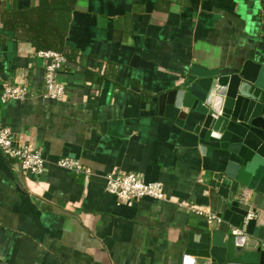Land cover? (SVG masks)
<instances>
[{
	"label": "crops",
	"instance_id": "crops-1",
	"mask_svg": "<svg viewBox=\"0 0 264 264\" xmlns=\"http://www.w3.org/2000/svg\"><path fill=\"white\" fill-rule=\"evenodd\" d=\"M49 7L69 15L64 34L41 35L61 39L55 52L68 59L62 102L41 96L32 21L3 27L14 10ZM245 60L264 65V0H0V124L45 166L33 175L0 151V264H206L186 254L188 235L232 233L222 218L230 204L245 197L259 213L263 202L226 177L225 162L202 156L190 125L161 116L153 100L179 88L193 65L229 73ZM5 86L33 95L3 103ZM71 147L90 178L56 167ZM112 171L161 183L165 200L120 202L105 190Z\"/></svg>",
	"mask_w": 264,
	"mask_h": 264
},
{
	"label": "water",
	"instance_id": "water-1",
	"mask_svg": "<svg viewBox=\"0 0 264 264\" xmlns=\"http://www.w3.org/2000/svg\"><path fill=\"white\" fill-rule=\"evenodd\" d=\"M153 102L161 116L190 125L199 153L225 162L226 177L263 202L257 213L233 201L222 218L240 235L222 229L189 234L186 254L206 264H264V244L258 240V223H264V65L245 60L229 73L193 65L179 88ZM70 153L78 159L77 149ZM250 212L255 217L246 221Z\"/></svg>",
	"mask_w": 264,
	"mask_h": 264
},
{
	"label": "built area",
	"instance_id": "built-area-1",
	"mask_svg": "<svg viewBox=\"0 0 264 264\" xmlns=\"http://www.w3.org/2000/svg\"><path fill=\"white\" fill-rule=\"evenodd\" d=\"M37 57L44 62L43 73V93L44 99H50L56 102H62L67 96L65 84L60 81L59 76L68 63L65 55L55 51L37 52ZM28 86L10 87L5 86L1 91V101H25L33 93ZM0 151L1 153L13 159L21 165V168L33 175H42L45 169L44 159L40 151L30 146L18 147L14 144L9 128L0 124ZM56 167L70 174L81 175L84 179L90 178L92 173L84 168L80 163L72 158H63L56 162ZM105 190L108 194L116 197L120 202H137L142 199H152L164 201L166 196L161 183H145L134 173H118L112 171L104 177ZM243 194V193H242ZM241 203L245 202V197L240 198ZM190 212L203 216L208 223L215 221L221 223V218L208 212L188 208ZM255 214L250 212L247 219L254 218ZM241 232L233 230V235H240ZM184 264H196L192 257H186Z\"/></svg>",
	"mask_w": 264,
	"mask_h": 264
},
{
	"label": "trees",
	"instance_id": "trees-1",
	"mask_svg": "<svg viewBox=\"0 0 264 264\" xmlns=\"http://www.w3.org/2000/svg\"><path fill=\"white\" fill-rule=\"evenodd\" d=\"M68 17L67 10L56 7L28 9L25 11L14 10L11 14L5 15L3 27L8 29L7 27L10 24L12 28H16L20 27V24L25 25V23L32 21L26 31H29V40L34 44L36 51L54 50L62 52L61 39L45 38L42 40L41 35L44 32L49 33L51 30L64 34Z\"/></svg>",
	"mask_w": 264,
	"mask_h": 264
}]
</instances>
